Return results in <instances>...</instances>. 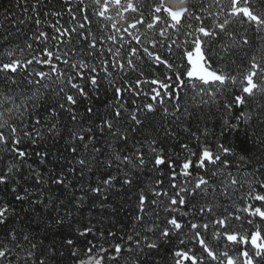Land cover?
I'll return each instance as SVG.
<instances>
[{"label": "snow or ice", "instance_id": "obj_1", "mask_svg": "<svg viewBox=\"0 0 264 264\" xmlns=\"http://www.w3.org/2000/svg\"><path fill=\"white\" fill-rule=\"evenodd\" d=\"M72 3L0 48V264H264V0Z\"/></svg>", "mask_w": 264, "mask_h": 264}, {"label": "trees", "instance_id": "obj_2", "mask_svg": "<svg viewBox=\"0 0 264 264\" xmlns=\"http://www.w3.org/2000/svg\"><path fill=\"white\" fill-rule=\"evenodd\" d=\"M36 2V0H28L27 4L24 3V0H0V48H2L4 43L8 44L9 48H14L16 45H20V47H24L25 42L27 41V38L32 36L33 33L36 31L37 26L34 23V20L39 18L44 23L41 24V28L49 33L51 36L54 33V29L50 27V24H55L56 20L59 19L61 24L63 26H68V21L70 17L65 12L62 18L60 17H51L49 15H45V12H50L53 9L59 10L60 5L63 3V0H41V3L37 5V8L35 11L32 10V5ZM86 5H91V0H85ZM75 0H73L72 7L76 8ZM25 9H28L25 11ZM89 15H91V8L89 7ZM23 20L24 23H20V21ZM92 31L96 32L97 35H99V32L97 30V22L93 20V23L91 25ZM10 34V35H9ZM9 35V41L5 42L2 40L3 36ZM73 44H75V38H73ZM36 47V45H34ZM71 47V45H69ZM78 47V46H77ZM166 55V54H165ZM243 56V53L240 54ZM78 57H73V59H77ZM176 59H179V57H176ZM215 65V61H213ZM63 67V65H61ZM167 70L161 65L155 70V75L157 77H163L164 73ZM233 71H235V66H233ZM147 76L152 77L153 72L152 71H146ZM107 87V86H106ZM145 87H148V85H145ZM112 92L111 90L108 91V98H111ZM141 100H143V97H141ZM190 100V96L184 97V100L181 101L182 104H186L187 101ZM128 107L131 108V98H128ZM103 106H101V109ZM247 111L246 106H242L241 108H237L234 110L235 115H239L241 111ZM205 111H207V108H205ZM213 111H215V106H213ZM197 115L199 116V113L197 112ZM219 115V113H217ZM156 121L160 123H164L165 126H170L172 121L168 120L167 122H161L160 117L157 116ZM159 127V123L157 124ZM190 127L193 132H197L198 129H202L204 127V121L203 119H200L197 121L196 119H193L191 121ZM208 127H213V122L211 120L208 121ZM176 131L180 132V138L181 140L185 142H189L192 147L195 149L196 142L191 137V135L185 136V134L181 131L180 128H177ZM216 131L218 133L219 127L218 123L216 124ZM160 137L163 138V132H160ZM223 139V138H221ZM244 135L241 132V134L234 138L232 136H229L228 140L225 141V143H230L235 146V149L237 151H241L245 147H250L249 144H242L241 141H244ZM63 141H61V144ZM163 146L166 151H174L176 153H180L182 150L179 148L177 141L167 138L163 140ZM39 147V146H36ZM27 151L32 152V148L28 147L26 148ZM231 159V157H229ZM28 163L32 164L34 168H38L40 171H46L43 166L39 165V160L34 155L33 157L28 161ZM164 171L167 173L169 170L167 168L164 169ZM234 171V169H233ZM28 168L25 165L24 167V173L27 174ZM199 172V169H193V174H197ZM143 180L145 184H149L151 182V179H155L156 177H151L150 174L145 173L143 174ZM22 187H31V182H24L22 184ZM163 187H167V181L165 180V184ZM0 198H3L4 200L15 204L13 194H11L10 191L6 192L4 189V186L0 185ZM18 207V205H17ZM85 215L87 216V210H85ZM86 222V221H85ZM125 225H130V220L127 218L125 213H121L119 217H108L107 220L103 223V225H97L98 228L101 226L104 228L105 231L112 229L117 231L118 235L122 234L123 231H131L130 227L125 228ZM125 256L128 254L125 253ZM119 264H125L123 260L119 262Z\"/></svg>", "mask_w": 264, "mask_h": 264}]
</instances>
